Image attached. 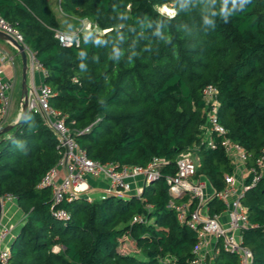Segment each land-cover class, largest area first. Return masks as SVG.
<instances>
[{
	"label": "trees",
	"instance_id": "1",
	"mask_svg": "<svg viewBox=\"0 0 264 264\" xmlns=\"http://www.w3.org/2000/svg\"><path fill=\"white\" fill-rule=\"evenodd\" d=\"M60 7L76 26L86 20L105 33H80L79 44L64 47L46 0H0V16L22 33L46 71L51 107L92 160L117 170L147 168L154 158L164 164L139 196L81 195L54 205L52 189L39 185L64 150L44 119L28 110L10 132L0 131V198H14L24 217L9 247L12 264H192L201 240L189 217L181 223L169 207L188 197L173 198L166 178L193 149L195 178L205 177L219 192L236 168L223 139L245 150L249 169L263 151L264 0L242 6L239 0H61ZM209 86L217 90L216 116L226 135L210 130L213 102L203 93ZM208 132L215 148L203 143ZM211 202L216 212L225 208L217 198ZM242 204L250 223L241 231L243 245L251 264H264V178ZM54 209L70 218L56 219ZM214 264L240 259L221 244Z\"/></svg>",
	"mask_w": 264,
	"mask_h": 264
},
{
	"label": "built area",
	"instance_id": "2",
	"mask_svg": "<svg viewBox=\"0 0 264 264\" xmlns=\"http://www.w3.org/2000/svg\"><path fill=\"white\" fill-rule=\"evenodd\" d=\"M61 2V0H59ZM0 32L11 37L18 44L22 45L28 57L29 72L34 74L37 71H46L42 64L38 61L36 54L32 52L24 42V37L11 23L0 16ZM83 32H101L98 27H94L91 23L84 20L80 28L74 32L58 31L56 37L61 45L69 47L74 44H79V34ZM105 33V31H102ZM4 60L0 62V131L6 125L12 104L13 83L5 78ZM204 98L207 102H213V107L209 114L211 131L226 135V129L219 124L216 112L217 103L215 97L217 90L209 86L204 89ZM52 97L51 88L48 85L37 87L32 85L28 89V110L39 114L47 123V125L55 133L59 145L63 148V155L58 160L56 166L52 168L42 178L39 187H49L52 189L54 205L60 204L64 199L71 202L81 195H86L89 187L86 184V177L105 176L110 181V187L105 191L102 197L107 195H116L126 197L130 195H140L143 188L136 193H132L133 180L137 177H143L145 184L157 180L161 176V165L164 164L162 159L154 158L147 168L142 167H125L122 170H117L112 164H101L98 161L92 160L87 154L78 147L77 141L71 134L70 129L66 126L65 119L62 114L53 109L50 105ZM209 130V132H211ZM204 135L203 143L208 147L215 148V143L208 139V134ZM222 146L225 152L232 158L237 165L246 164L248 155L245 150L236 144H233L229 139L222 140ZM197 158L194 156L193 149L183 152L177 161V172L173 176H167L166 180L170 186V192L173 198H184L191 196L199 203L200 209L195 212H190L186 203L177 204L171 202L169 207L173 208L182 223L188 220L191 228L197 231L200 238V243L194 249V260L192 264H206L205 256L201 255V247L205 245L208 238L214 237L222 239L224 250L237 254L240 259V264H251L253 254L250 249L243 245L241 231L244 228L250 227L246 208L242 204L244 194L264 178V149L260 156L256 159L254 167L249 169V177L251 184H243L241 191L236 192L237 177L236 165L235 173L226 178V189L214 192L212 198L221 200L228 212V223L226 225L220 222V214L213 213L202 215L201 208L204 207L207 201L205 187L200 182H195L194 177L197 171ZM61 171H65V177H59ZM53 216L58 220L66 221L70 218L67 211L63 209H54ZM135 221L139 218H134ZM13 228L0 224V264H12L11 251L6 248V242L12 237Z\"/></svg>",
	"mask_w": 264,
	"mask_h": 264
},
{
	"label": "crops",
	"instance_id": "3",
	"mask_svg": "<svg viewBox=\"0 0 264 264\" xmlns=\"http://www.w3.org/2000/svg\"><path fill=\"white\" fill-rule=\"evenodd\" d=\"M49 4L51 10L61 12L71 24L75 27L74 30H66L65 28L62 29L64 32H74L79 26H76L73 18L65 13L62 12L60 7L59 0H46ZM55 9H54V8ZM55 14V13H54ZM56 16V14H55ZM57 18V16H56ZM2 59L4 60V73L5 78L13 83V94H12V104L10 107L9 115L7 118V122L4 128L8 126H15L17 125L21 118H22V105H23V89H22V59L18 51L12 47L9 43L0 40V62ZM36 85L37 87L46 84V75L43 71H37L34 74L28 72L27 77V86L28 89L32 85ZM45 121V120H44ZM46 123V122H45ZM47 124V123H46ZM198 161V158L196 162ZM236 169V177H237V185H236V192L239 193L244 183H246L247 179L249 178V167L247 164H235ZM60 179L65 177V171H61L59 174ZM87 186L89 187L88 192L84 195L89 200L91 199H99L104 195L105 191L110 187V181L105 176L100 177H86L85 179ZM195 182H200L205 187V192L207 195V201L204 207L201 208L202 215L212 214V213H219L220 222L224 225L228 223V212L226 208L222 210H217L216 206L212 205V195L215 192L211 186V184L207 181L205 177H200L199 179L194 177ZM133 190L132 193H136L139 189L143 188L145 185L143 177H137L133 180ZM227 187V184H226ZM226 187L224 189H226ZM223 189V190H224ZM222 191V190H221ZM188 205L189 211L195 212L200 209L199 203L196 199L188 196L187 201L184 202ZM2 204V213L0 223L3 226H8L13 228L12 237L6 242V248H9L14 236L18 232L22 222L24 221L23 213L19 209L17 201L11 197H5L1 199ZM222 244V239H216L214 237L208 238L205 245L201 247V255L205 256L206 262L209 264H214V258L218 255L220 246Z\"/></svg>",
	"mask_w": 264,
	"mask_h": 264
},
{
	"label": "water",
	"instance_id": "4",
	"mask_svg": "<svg viewBox=\"0 0 264 264\" xmlns=\"http://www.w3.org/2000/svg\"><path fill=\"white\" fill-rule=\"evenodd\" d=\"M0 40H3L7 43H9L12 47H14L18 53L21 56L22 59V68H23V74H22V89H23V105H22V116L25 117V115L28 112V86H27V77L29 72V64H28V57L25 52V49L22 45L18 44L15 40H13L8 35L4 34L3 32H0ZM14 126H8L4 128L1 131V134H6L10 132ZM1 213H2V204H1V198H0V219H1Z\"/></svg>",
	"mask_w": 264,
	"mask_h": 264
},
{
	"label": "rangeland",
	"instance_id": "5",
	"mask_svg": "<svg viewBox=\"0 0 264 264\" xmlns=\"http://www.w3.org/2000/svg\"><path fill=\"white\" fill-rule=\"evenodd\" d=\"M54 8V7H53ZM169 7H164L162 10L165 11V13H173V11L171 9H168ZM55 9V8H54ZM54 13L57 16V20L59 21V23L61 24V26L63 28H65L66 30H74V26L71 24V22L68 20V18H66L61 12H58L56 9L54 11ZM169 14V15H170ZM102 32V31H101ZM103 33V32H102ZM29 64V62H28ZM1 224V223H0ZM55 251H58V248H55Z\"/></svg>",
	"mask_w": 264,
	"mask_h": 264
},
{
	"label": "clouds",
	"instance_id": "6",
	"mask_svg": "<svg viewBox=\"0 0 264 264\" xmlns=\"http://www.w3.org/2000/svg\"><path fill=\"white\" fill-rule=\"evenodd\" d=\"M247 0H239L240 5L242 6L244 3H246ZM233 3H236V0H233Z\"/></svg>",
	"mask_w": 264,
	"mask_h": 264
},
{
	"label": "bare ground",
	"instance_id": "7",
	"mask_svg": "<svg viewBox=\"0 0 264 264\" xmlns=\"http://www.w3.org/2000/svg\"><path fill=\"white\" fill-rule=\"evenodd\" d=\"M169 9V8H168Z\"/></svg>",
	"mask_w": 264,
	"mask_h": 264
}]
</instances>
